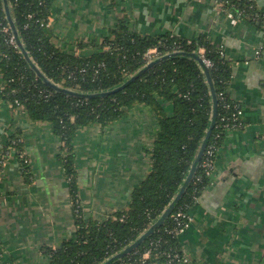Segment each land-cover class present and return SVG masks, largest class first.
I'll return each mask as SVG.
<instances>
[{"label": "crops", "instance_id": "0c3cea01", "mask_svg": "<svg viewBox=\"0 0 264 264\" xmlns=\"http://www.w3.org/2000/svg\"><path fill=\"white\" fill-rule=\"evenodd\" d=\"M260 6L264 0H255ZM49 25L56 43L78 52L110 34L120 18L142 35L170 32L188 39L205 34L232 62L227 91L242 110L240 127L227 129L211 182L190 210L180 241V264H264V32L247 20L232 23L215 0H51ZM95 48L84 49L90 53ZM0 72V92L4 88ZM168 113L172 106L167 104ZM158 115L136 105L122 118L78 129L74 140L75 182L86 218L104 220L127 207L131 193L151 169L148 150ZM23 138L31 177L8 148ZM62 141L45 121L0 97L1 264H50L47 248L75 237L71 183L61 157ZM151 264H165L156 261Z\"/></svg>", "mask_w": 264, "mask_h": 264}, {"label": "trees", "instance_id": "16d2710c", "mask_svg": "<svg viewBox=\"0 0 264 264\" xmlns=\"http://www.w3.org/2000/svg\"><path fill=\"white\" fill-rule=\"evenodd\" d=\"M19 35L31 58L58 85L81 93H100L124 84L142 70L148 61L147 51L160 54L183 51L151 66L119 91L91 98L55 91L37 77L20 50L10 44L12 34L0 0V72L4 88L0 97L8 103L16 101L34 121L48 122L61 138V157L71 183L77 232L57 248H47L50 264H103L113 255L136 241L159 219L174 201L190 172L199 148L210 126L212 96L200 62L190 54L205 49L204 56L213 62L209 68L218 100L216 123L206 151L197 164L193 179L164 222L158 225L136 249L110 264H180L186 255L177 230L185 224L179 212L188 213L197 203L196 197L209 187L215 169L204 166L208 159L216 161L224 135L229 128L240 127L241 110L228 91L232 78V62L207 35L188 39L175 34L142 35L132 29L126 17L102 41L77 42L78 52L64 50L56 43L49 25L51 0H8ZM225 12L240 14L264 31V9L255 0H218ZM32 15L29 17V15ZM95 48L90 53L84 49ZM264 50V47L263 49ZM172 106L168 113L167 104ZM151 107L158 115V132L148 150L151 169L134 188L127 207L111 213L104 220L86 218L77 194L74 164V140L78 129L93 123H112L136 105ZM24 140L10 137L8 148H15L22 158L24 176L31 177L30 161ZM212 148L213 155L207 151ZM5 155V154H4ZM0 158V164L5 156ZM22 155V156H21ZM210 157V158H209ZM150 251L151 256L144 259Z\"/></svg>", "mask_w": 264, "mask_h": 264}, {"label": "water", "instance_id": "95a60500", "mask_svg": "<svg viewBox=\"0 0 264 264\" xmlns=\"http://www.w3.org/2000/svg\"><path fill=\"white\" fill-rule=\"evenodd\" d=\"M3 6H4V10H5V14L6 17L8 19L12 34L14 35L16 42H17V47L20 50V52L23 54L24 58L26 59V61H28V63L30 64L31 68L35 71L37 77H39L40 79L43 80V82L48 85L49 87L53 88L55 91H59V92H64V93H68V94H72L74 96H82L85 98H91L94 97L97 94H100L102 96H106L112 93H115L117 91H119L120 89L124 88L130 81L134 80L135 78H137L142 71L150 68L151 66L163 61L164 59H169L171 56L173 55H179V54H185L186 52L183 51H175L172 53H168V54H164L161 55L157 58H154L153 60H151L150 62L148 61V63L146 64V66L140 70L137 74L131 76L124 84L119 85L118 87L108 90V91H103L100 93H81L72 89H67L65 87H62L60 85H58L57 83H55L54 81H52L50 78H48L46 76V74L40 69V67L34 62V60L31 58L28 50L26 49L20 35H19V31L17 29L16 23L13 19L11 10H10V4L8 0H3ZM192 57L196 58L200 64L201 67L203 69V71L206 74V80L209 84V88H210V92H211V96H212V102H213V111H212V116H211V122H210V126L207 130L206 136L199 148L198 151V155L195 158V161L190 169V172L185 180V183L182 185L179 193L177 194V196L175 197L174 201L169 205V207L166 208V210L164 211L163 215L157 219L153 224H151L148 228V230L143 233L136 241L132 242L131 244H129L128 246H126L123 250H121L120 252L116 253L115 255H113L108 261L104 262L103 264H110L113 260L118 259V258H122L125 255L128 254V252L130 253L131 251H133L134 249H136L151 233H153L154 229L162 224L165 220V218L167 216L170 215V213L172 212L175 203L181 198L182 194L184 193L187 185L189 184V182L193 179L194 173L196 172L197 169V164L198 162L201 160V158L203 157L207 145H208V140L210 138V136L212 135V131L213 128L215 126L216 123V116H217V108H218V100H217V94H216V90H215V85H214V81L212 80L211 76H210V71L208 66L204 63L203 58H201V55L197 52H193L190 54Z\"/></svg>", "mask_w": 264, "mask_h": 264}, {"label": "built area", "instance_id": "2783aa9c", "mask_svg": "<svg viewBox=\"0 0 264 264\" xmlns=\"http://www.w3.org/2000/svg\"><path fill=\"white\" fill-rule=\"evenodd\" d=\"M260 8L264 9V5L260 6ZM226 13L229 15V17H230L232 23H234V24H236V23L238 22V20L241 19V18H240V17H241L240 14L238 15V14H235L234 12H231V11H230V12H226ZM31 16H32V15L30 14L29 17H31ZM10 29H11L10 27H6L4 30H5V31H9ZM263 32H264V31H263ZM9 42H10V44H12L13 46L17 47V42H16V39H15V37H14L13 34L10 35V37H9ZM263 47H264V44L262 45V47H260V49H259L257 52H258V53H261V52L263 51V50H262ZM17 48H18V47H17ZM198 52H199V54L201 55V58H203V61H204V63L208 66V68L212 67V66H213V62H212L210 59H208L207 57L204 56V53H205V52L203 53L201 47L198 49ZM161 55H162V54L158 53V51H157L156 49L149 50V51H147V53L145 54V56L148 58L149 61H150V60H153L154 58H157V57H159V56H161ZM147 62H148V61H147ZM16 104H17L18 106H20V104H19L18 101H16ZM241 114H242V110H239L237 113L233 114V116L237 117V116H241ZM207 153H208L209 155H213V154H214V150H213L212 148H210V149L207 151ZM21 156H22V155H21ZM209 158H210V157H209ZM214 163H215L214 160H212V159H208V160L205 162L204 166L207 167V168H212V167L214 166ZM198 200H199V196L196 197V201H195V202L198 203ZM190 210H191V209H190ZM177 217H184V218L186 219L185 224L182 225V226L179 228V230H177V233H178V234H181V233H183V232L187 229V227L189 226V224L192 222L193 217H192L190 211H188V213L179 212V213L177 214ZM147 253L150 254V251H148ZM176 257L178 258L179 261H181V263L187 261V256H186V255H185L184 257H181V258H179L178 255H176ZM0 264H1V260H0Z\"/></svg>", "mask_w": 264, "mask_h": 264}, {"label": "rangeland", "instance_id": "374dc122", "mask_svg": "<svg viewBox=\"0 0 264 264\" xmlns=\"http://www.w3.org/2000/svg\"><path fill=\"white\" fill-rule=\"evenodd\" d=\"M216 1V3L218 4V6H219V8L221 7L222 9H223V7H222V5H221V3L218 1V0H215ZM202 48V51H203V53L205 52V49L203 48V47H201ZM158 53H160V52H158ZM149 61V60H148ZM151 61V60H150ZM149 61V62H150ZM148 63V62H147ZM146 63V64H147ZM21 106V105H20ZM69 180V179H68ZM151 256V254H149V253H145L144 254V259H148L149 257Z\"/></svg>", "mask_w": 264, "mask_h": 264}]
</instances>
